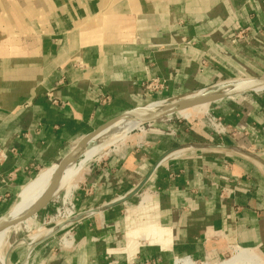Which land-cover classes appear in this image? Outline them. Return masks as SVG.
I'll return each mask as SVG.
<instances>
[{"label":"crops","instance_id":"obj_1","mask_svg":"<svg viewBox=\"0 0 264 264\" xmlns=\"http://www.w3.org/2000/svg\"><path fill=\"white\" fill-rule=\"evenodd\" d=\"M262 76L264 0H0V217L108 120ZM150 82L162 86L152 91ZM202 107L228 126L225 134L172 116L135 128L89 165L77 212L147 179L139 193L29 253L25 240L53 228L41 226L50 203L32 218L36 234L7 237L8 264H216L239 248L264 260V90ZM69 230L72 244H62Z\"/></svg>","mask_w":264,"mask_h":264},{"label":"water","instance_id":"obj_2","mask_svg":"<svg viewBox=\"0 0 264 264\" xmlns=\"http://www.w3.org/2000/svg\"><path fill=\"white\" fill-rule=\"evenodd\" d=\"M264 90V76L262 77H253L246 78L240 80H231L224 81L218 84H215L209 88H205L199 91H195L189 93L187 95L165 99L160 101H155L143 106H139L130 110L123 112L122 114L108 120L101 126H99L94 131L85 135L76 145L75 147L67 153L58 164V168L53 174L51 178V182L44 192V194L34 203L32 207H30L26 212L21 214L16 218H11L10 212L0 217V232H6L14 227L22 224L35 216H37L42 210H44L50 202L55 198V196L59 193L60 189L58 188L60 178L64 168L71 162H77L84 152L92 146L93 139L99 135L101 132L111 127L115 123L119 121H129V120H137L139 121V125H144L145 123L158 120L167 116H171L177 114L183 110L191 109L194 107H198L201 105L211 104L226 98L235 97L238 95H242L248 92H258ZM155 103H162L160 105H155ZM210 146L219 147L218 145L210 144ZM223 147V146H221ZM249 155H254L252 152L244 150ZM146 180L141 182L138 186H136L129 194L119 198L113 202L105 204L99 208H93L83 213H78L73 218L62 221L60 223L52 225V230H50L47 235L43 236L32 242H25L29 246V253L33 250L41 241L49 238L52 235H55L60 230L70 226L71 224L81 220L83 217L95 213L103 211L107 208L120 204L122 202L127 201L128 199L134 197L139 193V191L146 184ZM58 188V189H57ZM29 255V254H28ZM7 261H8V256ZM0 264H3L0 261Z\"/></svg>","mask_w":264,"mask_h":264},{"label":"bare ground","instance_id":"obj_3","mask_svg":"<svg viewBox=\"0 0 264 264\" xmlns=\"http://www.w3.org/2000/svg\"><path fill=\"white\" fill-rule=\"evenodd\" d=\"M160 104L162 103H155V105H160ZM202 106L203 105L191 109H186L177 114L185 118H191L199 115L203 111H206L202 109ZM197 110L198 113L195 112ZM139 126H140L139 121L137 120H129V121L121 120L115 123L114 125H112L111 127L107 128L103 132H101L99 135H97L93 139L92 146L89 147L84 152L81 158L77 162L69 163L64 168L58 188L61 189L63 186H66V193H68L71 190V188L74 187L75 178L74 176H72L74 170H77L79 169L80 166H83L82 172L80 173L81 175L79 174V176L77 177L79 181V179L83 178L89 172L90 168L88 164L97 155V153H100L101 150L106 149L112 145H116L117 143L122 141L130 131H132L134 128H137ZM58 164L59 162H55L51 164L41 173V175H39L37 178L34 177V179L31 180L24 187V189L20 194L19 203L14 205L10 210L11 218H16L21 214H23L24 212H26L44 194V192L46 191V189L48 188L51 182V178L53 174L58 168ZM77 179L75 182H77ZM74 216H76V214ZM19 230H20V226L18 225L9 231L0 232V261L3 264H8L6 254L4 252V247L7 237L10 236L11 239H15ZM176 264H198V263L190 258H181L177 260ZM200 264H212V263L203 262ZM216 264H264V260L260 256V254H258L257 251L255 250L239 248L236 250V252L232 257Z\"/></svg>","mask_w":264,"mask_h":264},{"label":"rangeland","instance_id":"obj_4","mask_svg":"<svg viewBox=\"0 0 264 264\" xmlns=\"http://www.w3.org/2000/svg\"><path fill=\"white\" fill-rule=\"evenodd\" d=\"M162 86V85H161ZM161 86H159L160 88H161ZM149 90H151V89H149ZM160 101V100H159ZM205 106H209V104H207V105H205ZM211 106V105H210ZM206 107V108H207ZM202 108H205V107H202ZM199 110V109H198ZM198 110L197 111H195L196 113H198ZM205 110H207V109H205ZM212 113V111H204V112H201L199 115H197V116H194V117H191V118H185V117H183V116H180L179 114H174L171 118H177V119H179V120H193V119H195L196 121H199L198 119H206V116L208 115V114H211ZM213 115H215V116H217V117H219L217 114H215V113H212ZM133 130H135V128L133 129ZM112 146H110V147H108V148H106V149H103V150H101L100 151V153H97V155L89 162V164H88V166L89 165H91L93 162H95V161H97L101 156H103L110 148H111ZM101 155V156H100ZM81 167V166H80ZM79 167V169H77V170H74V172H73V175L72 176H74V187H72L71 188V190L68 192V193H66V186H63L61 189H60V191H59V193L55 196V198L50 202L51 203V207L49 208V210H48V213H47V217L45 216H42L43 218H42V221H41V226L42 227H49L51 224H49V221H50V217H52V216H54L57 212H58V208H63V207H65V205H63V200L65 199V198H68V199H72V201L75 203V205H76V200H75V197H76V190H77V188L79 187V183L81 182L80 181V179H79V181H78V179H77V173L82 169V167L80 168ZM46 169V168H45ZM45 169H43L38 175H36L35 176V178H37L39 175H41V173L45 170ZM34 179V178H33ZM76 179H77V182H75L76 181ZM79 182V183H78ZM78 183V184H77ZM77 185V186H76ZM21 194V193H20ZM66 196V197H65ZM19 198H20V195H19ZM19 198H18V200H17V202L14 204V205H16V204H18L19 203ZM13 205V206H14ZM67 206V205H66ZM76 210H77V207H76ZM78 213V212H77ZM19 226H20V230L18 231V233H20V232H29V233H27V234H23V233H21L20 235H19V239L20 238H22V236L24 237H26V235H28V234H32V235H34V234H36V231H34L33 229H35L36 227H38V223H37V220L36 219H30V220H28V221H26V222H24V223H22V224H19ZM31 230H33V231H31ZM70 231H71V234H72V230H69L68 232H67V234L68 235H66V233H64V234H62L61 236H60V241L62 240V238L64 237V236H66V237H68L69 235H71L70 234ZM35 232V233H34ZM73 233H74V231H73ZM24 237V238H25ZM69 240H73L72 238H70ZM26 241H28V242H30V240H28V238L26 239ZM9 242H10V239L9 238H7V240H6V243H5V247H4V252L6 253V251H7V249H8V245H9ZM62 244H67L66 242H61ZM68 244H72V243H68ZM24 264H33L32 262L31 263H24ZM199 264V263H198Z\"/></svg>","mask_w":264,"mask_h":264},{"label":"built area","instance_id":"obj_5","mask_svg":"<svg viewBox=\"0 0 264 264\" xmlns=\"http://www.w3.org/2000/svg\"><path fill=\"white\" fill-rule=\"evenodd\" d=\"M244 32L245 31L240 30L237 33V37H242V35H244ZM161 85L162 84H160L159 82H150L146 86L148 89H151L152 91H157L160 89L159 86H161ZM171 116H173V115H171ZM198 120H202V119H198ZM202 122L207 124L208 127L213 132H215L216 134H225L228 130V126L223 123L222 119L220 117L213 115L212 113L208 114L206 116V119L204 118L202 120ZM141 127L142 126L140 125L139 128H141ZM63 205H65V207L58 208L57 209L58 212L54 216L50 217L49 224L54 225V224L60 223L62 221L70 219L75 214H77L76 205L72 201V199L65 198L63 200ZM66 235H68V234L66 233ZM70 238H72V236H70V235L68 237L64 236L62 238L61 242L70 243V242H72L71 240H69Z\"/></svg>","mask_w":264,"mask_h":264}]
</instances>
